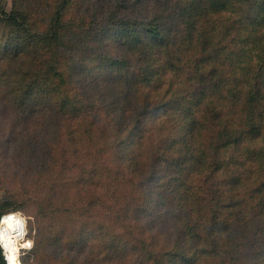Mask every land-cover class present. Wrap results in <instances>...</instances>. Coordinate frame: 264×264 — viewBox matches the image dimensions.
<instances>
[{
    "label": "trees",
    "instance_id": "obj_1",
    "mask_svg": "<svg viewBox=\"0 0 264 264\" xmlns=\"http://www.w3.org/2000/svg\"><path fill=\"white\" fill-rule=\"evenodd\" d=\"M141 1L97 5L92 31L60 1L44 29L29 0L0 14L4 144L44 182V251L86 253L84 230L99 247L111 224L121 262L264 264V0Z\"/></svg>",
    "mask_w": 264,
    "mask_h": 264
},
{
    "label": "rangeland",
    "instance_id": "obj_2",
    "mask_svg": "<svg viewBox=\"0 0 264 264\" xmlns=\"http://www.w3.org/2000/svg\"><path fill=\"white\" fill-rule=\"evenodd\" d=\"M13 1L14 0H0V14L3 10L10 12L13 8ZM19 1L26 3L27 0ZM29 1H31L33 5V9L32 11H29V13L32 16L34 25L40 29H44L47 26L49 12L54 9L55 3L60 1L63 4L61 6L62 9L66 13L67 19H65V21L71 19L70 22L74 26L84 27L92 31L97 28L101 21L100 16L102 13L100 12L102 9L97 5L106 2L107 0H71V2H69V0ZM66 2L69 5V10L66 9ZM124 2L128 7L131 8L133 12L139 5H149L148 1H141L137 4H135L137 0H124ZM125 13H127V17L131 16L130 10L126 11ZM255 29L257 28H254L253 30L255 31ZM98 30V32H103L104 34L112 31L111 25L108 23H103L102 25L100 24ZM9 32V25H5L0 21V45L6 41L5 39ZM222 39V42L220 41L219 43H221V45L228 46V42L225 40L224 35H222ZM101 42L104 44L105 50H109L108 44L111 43L107 40H104L103 38ZM94 43H96L95 38L94 40H90L87 47H91L94 45ZM111 46H115V55H119L120 52L122 53L120 50L121 47H118V44ZM251 47H253V45H251ZM220 52L223 53L221 48H214L213 59L216 57L217 61V59L221 57V55H219ZM224 55L225 54H222V56ZM263 63L262 57L256 53V62H254L253 66L256 68H259L260 66V69L255 72V77H259V75L262 74ZM261 83L262 89L264 91V77L262 78ZM258 111L260 114V120L262 122V131L264 133V99L260 101ZM15 116L16 114L13 111L6 112L4 110H0V188H3V190H0V213H2V216L4 214H17L25 225V235H23V238L19 241L18 246L19 262L21 264H86L87 262V264H131L129 261L121 262L118 254L115 253L116 245L118 242H120V239L115 233L114 227L111 224L109 226V231L111 235L114 236L107 240L103 246L100 245L99 247L98 238H96L94 235L95 233H98L97 228L95 226L89 225L88 229L84 230L86 233L85 240L90 242L86 253L77 255L73 248H69V251L64 252L59 248L60 245L56 243L55 239L49 241L51 250L50 248H47V250L44 251L45 248L43 247L44 244H42V242L44 239H46L49 233L51 222L50 220L44 219L41 215H39L36 207V200H38L39 196L42 195H38V191H45L42 190L44 188H41V185L43 186L44 182L39 180L38 177L40 174L35 169H31L26 164L20 163L21 159L17 157V154H12V158H8V155L6 154L4 140L8 132L5 123L12 121ZM262 141L264 145V136L263 140H261V143ZM5 197L6 200L1 203ZM5 234V230H0V246L2 248L4 258L6 259L7 240L5 238ZM44 234H46L45 237ZM78 236L79 235L76 234L74 240H77ZM6 264H8L7 260Z\"/></svg>",
    "mask_w": 264,
    "mask_h": 264
},
{
    "label": "bare ground",
    "instance_id": "obj_3",
    "mask_svg": "<svg viewBox=\"0 0 264 264\" xmlns=\"http://www.w3.org/2000/svg\"><path fill=\"white\" fill-rule=\"evenodd\" d=\"M0 230H5L6 256L8 264H21L18 258L19 241L25 235V225L17 214L4 215L1 218Z\"/></svg>",
    "mask_w": 264,
    "mask_h": 264
},
{
    "label": "water",
    "instance_id": "obj_4",
    "mask_svg": "<svg viewBox=\"0 0 264 264\" xmlns=\"http://www.w3.org/2000/svg\"><path fill=\"white\" fill-rule=\"evenodd\" d=\"M7 261H8V257H6ZM9 263V262H8Z\"/></svg>",
    "mask_w": 264,
    "mask_h": 264
},
{
    "label": "clouds",
    "instance_id": "obj_5",
    "mask_svg": "<svg viewBox=\"0 0 264 264\" xmlns=\"http://www.w3.org/2000/svg\"><path fill=\"white\" fill-rule=\"evenodd\" d=\"M7 260V259H6ZM8 262V261H7Z\"/></svg>",
    "mask_w": 264,
    "mask_h": 264
}]
</instances>
